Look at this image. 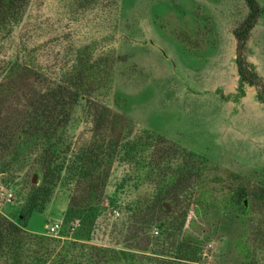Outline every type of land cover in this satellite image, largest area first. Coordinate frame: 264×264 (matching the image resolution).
I'll return each mask as SVG.
<instances>
[{
  "label": "rangeland",
  "instance_id": "obj_1",
  "mask_svg": "<svg viewBox=\"0 0 264 264\" xmlns=\"http://www.w3.org/2000/svg\"><path fill=\"white\" fill-rule=\"evenodd\" d=\"M247 13L243 0H0V220L36 243L19 264L74 247L88 264H165L167 241L194 247L193 264H264V105L223 97ZM249 40L264 80V13Z\"/></svg>",
  "mask_w": 264,
  "mask_h": 264
},
{
  "label": "trees",
  "instance_id": "obj_2",
  "mask_svg": "<svg viewBox=\"0 0 264 264\" xmlns=\"http://www.w3.org/2000/svg\"><path fill=\"white\" fill-rule=\"evenodd\" d=\"M243 1L248 9V13L243 18L241 23L232 30V35L236 42L234 58L237 72V83L235 87L236 93L233 94L232 97H223H225V100L231 99L234 103H239L240 100L245 96V88L252 87L256 92L255 97L257 102L261 105H264V80L257 73L255 66L248 61L245 53L246 45L250 38V33L254 28L257 20L264 13V9L259 5L256 0ZM108 73L109 74H106L103 78H105L107 83H110V70L108 71ZM106 111V108L99 107L98 104L95 105L94 120L95 125L97 127L96 129H98V127L103 124V118L105 116L104 113ZM261 176L264 177V174ZM185 214L180 217H185ZM4 238L7 239L5 240ZM34 239V237H29V240L31 241L29 242L28 238L21 232H19L18 229L11 227L4 219L0 220V264H19L21 257L23 259L26 256L25 253H27L26 249L24 248L26 242L35 244L36 246V243H33L35 241ZM174 243V241H171L169 243L167 241V243L165 244L166 252H169L172 255L170 256V260H165L163 261V263L172 264V262L175 260L179 262L190 261L192 264L197 262L195 260L196 249L194 247L181 243ZM66 252L69 254V256L58 255V264H88L86 262H82V251L78 252L77 247H74L71 251L67 250ZM46 255H48V253ZM101 257L108 259L105 254H103V256ZM101 257L95 256L94 259ZM88 261L89 259H87V262ZM253 262L256 261L254 260Z\"/></svg>",
  "mask_w": 264,
  "mask_h": 264
},
{
  "label": "crops",
  "instance_id": "obj_3",
  "mask_svg": "<svg viewBox=\"0 0 264 264\" xmlns=\"http://www.w3.org/2000/svg\"><path fill=\"white\" fill-rule=\"evenodd\" d=\"M235 40V39H234ZM250 41V40H249ZM249 41L247 42V45H246V50L248 49V45H249ZM234 58H235V55H234ZM253 65L255 66V64L253 63ZM256 67V66H255ZM236 83H237V72H236V76H235V84L234 85H236ZM252 89H253V91H252ZM249 91H251L255 96H256V92H255V90H254V88H252V87H246L245 88V96L240 100V102L239 103H237V104H240V103H242V101H243V99H245L246 98V96L248 95V92ZM256 98V97H255Z\"/></svg>",
  "mask_w": 264,
  "mask_h": 264
},
{
  "label": "built area",
  "instance_id": "obj_4",
  "mask_svg": "<svg viewBox=\"0 0 264 264\" xmlns=\"http://www.w3.org/2000/svg\"><path fill=\"white\" fill-rule=\"evenodd\" d=\"M4 195H5L4 196L5 200L7 202H10L11 201V198L13 197L12 194L10 192H7ZM58 227H59L58 224H55V225L51 226L49 230L51 232H57Z\"/></svg>",
  "mask_w": 264,
  "mask_h": 264
},
{
  "label": "water",
  "instance_id": "obj_5",
  "mask_svg": "<svg viewBox=\"0 0 264 264\" xmlns=\"http://www.w3.org/2000/svg\"><path fill=\"white\" fill-rule=\"evenodd\" d=\"M36 175H33V177H32V182H35L36 181Z\"/></svg>",
  "mask_w": 264,
  "mask_h": 264
}]
</instances>
